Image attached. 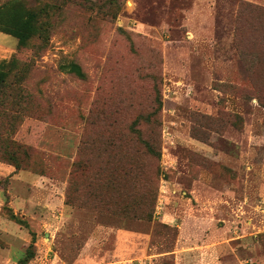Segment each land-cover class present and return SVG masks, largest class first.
Here are the masks:
<instances>
[{
    "label": "rangeland",
    "instance_id": "1",
    "mask_svg": "<svg viewBox=\"0 0 264 264\" xmlns=\"http://www.w3.org/2000/svg\"><path fill=\"white\" fill-rule=\"evenodd\" d=\"M107 1H69L47 41L0 30V162L57 197L36 206L18 264H264L260 16L240 0H121L114 17ZM80 144L91 166L73 177ZM12 174L5 189L27 187ZM152 194L153 213L135 217ZM12 214L29 229L6 203Z\"/></svg>",
    "mask_w": 264,
    "mask_h": 264
},
{
    "label": "trees",
    "instance_id": "2",
    "mask_svg": "<svg viewBox=\"0 0 264 264\" xmlns=\"http://www.w3.org/2000/svg\"><path fill=\"white\" fill-rule=\"evenodd\" d=\"M69 1L71 0H37L35 3H30L28 0H7L0 4V30L18 38L20 46H26L29 40L34 36L41 37L43 38V41H47L49 38V31H51L54 25V19L52 18L54 12H61L65 4L69 3ZM236 4L238 5L237 9L239 13L244 14V12H256L260 16V28L263 31L262 40L264 49V8L242 0L237 1ZM103 8H105L103 10L105 14L115 17L121 9V0H108L101 10ZM10 63L11 62L7 61L0 62V93L6 87L7 78L10 74ZM67 69L81 78L86 77L82 67L76 62L69 63ZM158 103L161 105V99L159 98ZM147 120L152 121L151 116H148ZM155 121L156 119L153 120V122ZM134 133L140 138V131L136 130ZM83 143L84 142H82V144ZM154 146H156L157 149V142L154 143ZM148 147L151 153H155L152 144H148ZM81 148L80 144L79 153L82 152ZM90 161L91 159L82 158L81 153V157H78L73 163V177L76 174H82L88 171L91 166ZM117 169L114 164L110 172L111 176H115ZM67 198H69L70 201V193L67 194ZM156 199V195L152 194L150 204L146 206L147 208L140 206L138 210L135 209L136 212L134 216H150L154 211ZM12 217L16 218L13 214ZM28 259L29 258L26 256L21 261V264H26Z\"/></svg>",
    "mask_w": 264,
    "mask_h": 264
},
{
    "label": "crops",
    "instance_id": "3",
    "mask_svg": "<svg viewBox=\"0 0 264 264\" xmlns=\"http://www.w3.org/2000/svg\"><path fill=\"white\" fill-rule=\"evenodd\" d=\"M9 169V167L0 162V181L5 176L13 173L11 181L18 182V180H20V183L22 185L25 184L27 187L5 189L0 182V234L2 233L3 236L7 238L8 242L6 247L1 248L0 258L5 259L4 264H18V260L25 256L27 244L34 239L30 228L34 232L35 227L39 225L40 220L36 211V206L43 204L53 208L54 201L57 197L52 192V188L49 185L45 186L43 184V179L41 177L33 173H15L13 170L9 173ZM11 185H13V182H11ZM15 185L17 186V183H15L14 186ZM40 185H43V187H40ZM41 195L42 199L40 198ZM6 203L17 215L19 214L26 219L28 230L14 221L12 215H10L12 219L3 215V207ZM36 244L47 249L45 253H49L50 248L43 245V241L40 237L36 241ZM128 262L132 263V261L119 259L105 262L104 264H127ZM2 263L3 262L0 261V264Z\"/></svg>",
    "mask_w": 264,
    "mask_h": 264
}]
</instances>
